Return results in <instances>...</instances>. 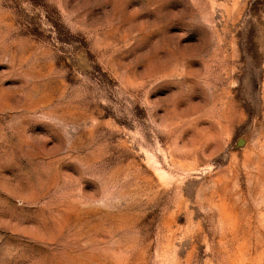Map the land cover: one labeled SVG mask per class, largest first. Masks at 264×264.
Segmentation results:
<instances>
[{"label":"rangeland","instance_id":"rangeland-1","mask_svg":"<svg viewBox=\"0 0 264 264\" xmlns=\"http://www.w3.org/2000/svg\"><path fill=\"white\" fill-rule=\"evenodd\" d=\"M0 264H264V0H0Z\"/></svg>","mask_w":264,"mask_h":264}]
</instances>
